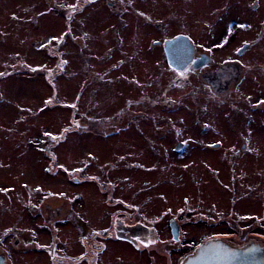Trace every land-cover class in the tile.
Instances as JSON below:
<instances>
[{"label":"flooded vegetation","instance_id":"af4514ba","mask_svg":"<svg viewBox=\"0 0 264 264\" xmlns=\"http://www.w3.org/2000/svg\"><path fill=\"white\" fill-rule=\"evenodd\" d=\"M33 2L27 16L11 21V33L29 34L36 54L46 58L38 63L44 66L39 72L50 92L48 107L71 124L65 134L73 128L103 137L118 131L126 113L132 114V87H137L149 107L167 110L176 103L182 116L194 115L199 131L215 129L219 134L210 138V148L221 150L232 164L258 166L264 176V0H253L259 12L251 30L249 0ZM68 43L76 46L72 55L78 60ZM139 68H145V77ZM72 70L79 72L78 83L68 80ZM119 99L127 105L114 120L88 117L89 108ZM78 116L81 125H76ZM228 129L237 135L234 141ZM184 146L178 142L175 150ZM193 182V207L171 216L163 209L158 218L147 215L142 197L131 204L115 197L117 185L107 181L101 185L106 222L94 238L80 239L81 255L62 254L51 234L49 244L36 239L35 245H22L21 229L7 226L0 264H186L191 259L195 264H264V178Z\"/></svg>","mask_w":264,"mask_h":264},{"label":"rangeland","instance_id":"374dc122","mask_svg":"<svg viewBox=\"0 0 264 264\" xmlns=\"http://www.w3.org/2000/svg\"><path fill=\"white\" fill-rule=\"evenodd\" d=\"M249 1L251 30L259 10ZM34 3L0 0V239L7 226L21 229L22 245H35L36 239L49 244L51 234L58 238L62 254L76 257L83 252L80 239L94 238L106 222L101 185L107 181L117 185L115 197L130 204L142 197L147 215L160 218L163 209L171 216L193 207V178H264L258 166L232 164L235 161L230 163L221 150L210 148V138L219 134L215 129L199 131L202 127L192 120L194 115L182 116L176 103L167 110L149 107L139 99L137 87H132V114L126 113L118 131L103 137L73 128L64 134L71 124L48 107L50 92L39 72L44 66L38 63L46 58L36 54L29 34L11 33V21L22 20ZM134 47L141 52L138 40ZM66 48L71 55L77 50L69 43ZM137 72L145 77V68ZM70 73L68 80L78 83L79 72ZM36 74L41 77L39 87ZM139 83L144 86L143 80ZM118 101L100 102L102 107L88 109V117L106 119L123 113L127 102ZM76 121L81 125L83 119ZM228 135L233 141L237 136L230 130ZM178 142L185 145L182 151L175 150ZM158 226L167 237L162 221Z\"/></svg>","mask_w":264,"mask_h":264},{"label":"water","instance_id":"95a60500","mask_svg":"<svg viewBox=\"0 0 264 264\" xmlns=\"http://www.w3.org/2000/svg\"><path fill=\"white\" fill-rule=\"evenodd\" d=\"M183 148V144L179 143L176 147L177 150H181ZM186 264H195L194 259L189 260Z\"/></svg>","mask_w":264,"mask_h":264},{"label":"trees","instance_id":"16d2710c","mask_svg":"<svg viewBox=\"0 0 264 264\" xmlns=\"http://www.w3.org/2000/svg\"><path fill=\"white\" fill-rule=\"evenodd\" d=\"M64 134H65V132H64ZM61 140V139H60Z\"/></svg>","mask_w":264,"mask_h":264}]
</instances>
